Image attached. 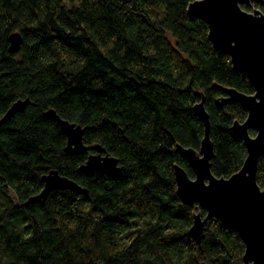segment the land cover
Wrapping results in <instances>:
<instances>
[{
	"label": "trees",
	"instance_id": "obj_1",
	"mask_svg": "<svg viewBox=\"0 0 264 264\" xmlns=\"http://www.w3.org/2000/svg\"><path fill=\"white\" fill-rule=\"evenodd\" d=\"M195 1L0 0V264H243V240L220 220L196 244L190 230L205 211L177 194L175 166L195 179L178 147L201 151L205 139L196 106L205 98L210 170L228 179L248 158L233 132L248 113L220 103L228 96L215 85L255 94L188 15ZM243 8L264 13V1ZM49 110L82 126L86 154L68 152ZM96 145L118 160L115 172L79 173ZM258 168L264 190V155ZM51 171L87 193L54 189L29 203Z\"/></svg>",
	"mask_w": 264,
	"mask_h": 264
},
{
	"label": "water",
	"instance_id": "obj_2",
	"mask_svg": "<svg viewBox=\"0 0 264 264\" xmlns=\"http://www.w3.org/2000/svg\"><path fill=\"white\" fill-rule=\"evenodd\" d=\"M264 0H198L190 4L188 15L203 20L209 26V39L214 48L232 58L233 69L243 74L255 90L254 95L243 94L236 89L215 85L228 97L220 103L238 102L248 113L244 123L236 122L233 132L240 136L247 147V160L242 170L232 177L216 178L211 168L215 149L210 137V116L205 108V98L196 106V113L206 126L205 139L201 151L178 147L189 162L195 179H191L184 169L175 166L177 194L184 204L197 211L190 235L199 246L205 225L212 219L234 230L243 240L246 250L243 264H264V190L258 179V165L264 155V13L258 9L249 12L243 8H252L255 2ZM11 51L20 49L22 37L14 33L10 39ZM30 100L13 104L3 118H13L23 112ZM47 115L57 121L67 136L68 152L86 154L88 147L83 142L85 134L82 126L63 120L54 110ZM250 130L256 136L250 135ZM118 160L106 153L105 148L95 146V154L79 169V173L93 175L95 172L111 173L118 169ZM43 192L29 203L45 202L54 189L71 190L86 194L87 189L75 181L51 171L43 179ZM28 203V204H29ZM206 264V263H202Z\"/></svg>",
	"mask_w": 264,
	"mask_h": 264
},
{
	"label": "rangeland",
	"instance_id": "obj_3",
	"mask_svg": "<svg viewBox=\"0 0 264 264\" xmlns=\"http://www.w3.org/2000/svg\"><path fill=\"white\" fill-rule=\"evenodd\" d=\"M197 210H199V209H197Z\"/></svg>",
	"mask_w": 264,
	"mask_h": 264
}]
</instances>
